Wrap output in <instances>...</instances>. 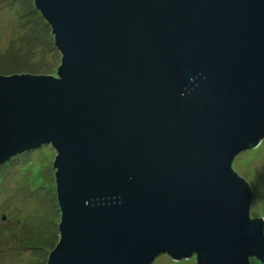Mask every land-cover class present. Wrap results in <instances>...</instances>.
Wrapping results in <instances>:
<instances>
[{"label":"water","instance_id":"1","mask_svg":"<svg viewBox=\"0 0 264 264\" xmlns=\"http://www.w3.org/2000/svg\"><path fill=\"white\" fill-rule=\"evenodd\" d=\"M32 1L60 63L0 74V166L55 152L47 264H264L232 167L264 139V0Z\"/></svg>","mask_w":264,"mask_h":264},{"label":"rangeland","instance_id":"2","mask_svg":"<svg viewBox=\"0 0 264 264\" xmlns=\"http://www.w3.org/2000/svg\"><path fill=\"white\" fill-rule=\"evenodd\" d=\"M31 4L32 0H0V70L25 73L31 66L41 71L49 67L54 68L55 74L60 53L51 47V29L46 30L42 20L31 12ZM18 19L35 27L38 39L31 46H27L30 42L20 41L23 45L20 51L11 43L17 36H25V31L15 30ZM24 52L26 66H31H12L19 61L14 59ZM22 155H18L21 157L16 164L0 166V264H47L48 255L58 241L60 220L52 166L55 152L51 146L43 145ZM232 167L251 187L250 217L264 216V139L256 148L238 155ZM152 264L196 263L194 256L173 260L160 254ZM250 264L261 263L250 259Z\"/></svg>","mask_w":264,"mask_h":264},{"label":"trees","instance_id":"3","mask_svg":"<svg viewBox=\"0 0 264 264\" xmlns=\"http://www.w3.org/2000/svg\"><path fill=\"white\" fill-rule=\"evenodd\" d=\"M31 7V12L32 13H34L35 14V17H37L38 19H40V20H42V23H44V25L46 26V30H49L50 31V29H49V26L47 25V23H46V21L41 17V15H40V13L35 9V7L33 6V4H31L30 5ZM34 17V18H35ZM18 28H15V30H18L19 32H20V30H22L23 32L22 33H24V31H25V36L22 38V36L20 35V36H17L16 37V39L15 40H13L11 43L13 44V45H17L18 47H19V49H18V51H20V50H22L23 49V45L20 43V41H22L23 42V40H25V42H27V46H31L32 44H35V43H32V42H37V40L38 39H35V33H34V31H35V27H31L27 22H25V23H21V21L18 19ZM26 28V29H25ZM32 29V31H31V29ZM21 34V33H20ZM49 36H50V38L49 39H52V35H51V33L49 34ZM48 39V40H49ZM14 42V43H13ZM32 43V44H31ZM11 47H14V46H11ZM51 47L53 48H55V50H56V47L54 46V43H53V46L51 45ZM31 49V48H30ZM26 55H28V52L26 53ZM14 60H19V61H17V62H15V64H13L12 66H17V65H20V64H25V65H23V66H25V67H30L31 65H29V66H26V60H25V52L22 54V55H19V56H17ZM20 61L22 62V63H20ZM26 69V68H25ZM53 69L54 68H49V67H47V69L45 68V70L44 71H41L40 69H38V68H34L33 66H31V68L29 69V70H25L26 72L25 73H32V74H35V73H39V74H53ZM46 71H48V72H46ZM42 72H46V73H42ZM11 74V73H13V72H11V73H8V72H5V71H2V70H0V74ZM18 73H23V71H19ZM55 73V72H54ZM36 149H38V148H36ZM36 149H34V150H36ZM28 152V151H27ZM23 154H25V153H23ZM21 156H23L22 154H21ZM21 156H15V157H13V158H11L9 161H7L6 163H4V165H3V167H6V165L5 164H7V165H10V164H16L17 162H18V159L21 157ZM27 158V156L25 157V159ZM240 176V175H239ZM242 177V176H241Z\"/></svg>","mask_w":264,"mask_h":264},{"label":"clouds","instance_id":"4","mask_svg":"<svg viewBox=\"0 0 264 264\" xmlns=\"http://www.w3.org/2000/svg\"><path fill=\"white\" fill-rule=\"evenodd\" d=\"M240 155V154H239ZM60 221V220H59Z\"/></svg>","mask_w":264,"mask_h":264}]
</instances>
